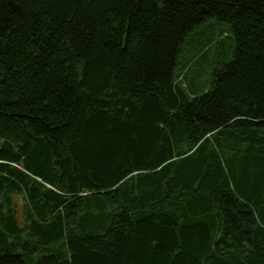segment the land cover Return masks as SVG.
<instances>
[{
    "label": "trees",
    "instance_id": "trees-1",
    "mask_svg": "<svg viewBox=\"0 0 264 264\" xmlns=\"http://www.w3.org/2000/svg\"><path fill=\"white\" fill-rule=\"evenodd\" d=\"M0 264H264V0H0Z\"/></svg>",
    "mask_w": 264,
    "mask_h": 264
},
{
    "label": "rangeland",
    "instance_id": "rangeland-1",
    "mask_svg": "<svg viewBox=\"0 0 264 264\" xmlns=\"http://www.w3.org/2000/svg\"><path fill=\"white\" fill-rule=\"evenodd\" d=\"M213 38V42L207 45V40ZM204 45H207L204 47ZM204 48V49H203ZM203 49L204 79L208 83L211 77V71L216 63H225L230 60L233 49V36L228 25L215 19L200 25L194 32H191L184 40L178 61L185 63L191 55ZM180 69H177V72ZM200 71V68H199ZM17 206V212H20L22 202L20 198H14Z\"/></svg>",
    "mask_w": 264,
    "mask_h": 264
}]
</instances>
